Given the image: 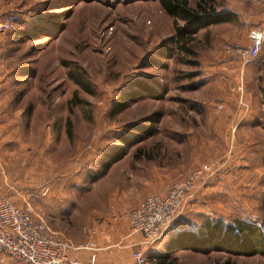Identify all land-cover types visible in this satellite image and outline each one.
<instances>
[{
    "label": "rangeland",
    "instance_id": "374dc122",
    "mask_svg": "<svg viewBox=\"0 0 264 264\" xmlns=\"http://www.w3.org/2000/svg\"><path fill=\"white\" fill-rule=\"evenodd\" d=\"M7 1L22 20L16 32L0 28V199L76 246L109 215L118 220L124 214L118 212L208 167L187 194L198 197H185L172 223L181 214L191 229L205 220L224 226L241 220L264 230V75L253 70L257 61L246 63L254 73L244 83L262 118L236 131L217 125L225 96L238 92L214 80L222 74L216 80H226L218 63L228 55L227 43L245 45L248 36L233 38V23L209 25L194 34L186 53L157 0H1L2 12ZM188 1L195 7L199 0ZM212 4L216 10L244 6L243 0ZM136 80L150 91L114 113ZM143 126L153 134L123 143L121 136L142 134ZM114 152L118 159L101 173V162ZM184 205L197 213H185ZM161 243L156 255L145 253L149 264H264V253L206 246H178L166 257ZM0 264L12 263L0 255Z\"/></svg>",
    "mask_w": 264,
    "mask_h": 264
},
{
    "label": "built area",
    "instance_id": "2783aa9c",
    "mask_svg": "<svg viewBox=\"0 0 264 264\" xmlns=\"http://www.w3.org/2000/svg\"><path fill=\"white\" fill-rule=\"evenodd\" d=\"M15 7L11 2L4 3L0 19L3 31H14L21 22L22 18L14 10ZM262 39L253 38L245 45L227 43L224 50L228 55L237 56L245 62L251 61L256 57ZM217 107L220 109L221 105ZM208 169H194L188 175L174 180L164 194L147 195L124 214L116 215L115 219L126 218L130 230L141 234L144 245L154 243L161 231L171 225L186 195ZM95 247L93 240L73 246L66 240L49 236L43 223L33 219L23 207L13 204L8 198L0 199V255L7 257L12 264H97L95 254H91L87 261L78 260L72 255L74 248L94 250ZM132 260L133 264H149L142 247L132 252Z\"/></svg>",
    "mask_w": 264,
    "mask_h": 264
},
{
    "label": "crops",
    "instance_id": "0c3cea01",
    "mask_svg": "<svg viewBox=\"0 0 264 264\" xmlns=\"http://www.w3.org/2000/svg\"><path fill=\"white\" fill-rule=\"evenodd\" d=\"M243 5L244 6L242 8H240V5L234 4L229 5L226 8L227 11L234 15L233 21L227 23H233L234 33L236 34L232 37L241 42L247 41V36L248 41H251L253 38L260 39L263 37L258 53L251 61L255 60L257 61L256 65H260L258 69L253 68V70H256L257 73L262 72L264 75V0H243ZM252 6L255 8L254 11L249 9V7ZM2 10L3 7H1L0 4V17L3 14ZM261 34L263 35L261 36ZM247 62L237 56L223 54L221 61L218 63V69L226 72L224 73L226 80L217 81L223 76V74L217 75L214 80L221 84H224V81H226L228 84V90L230 83L238 89V92L235 94L229 95L228 93V95L225 96V103L223 102L225 111L222 113V116H218L222 121L217 124L218 128L224 127L227 130L233 129L236 131L237 129H242L243 127L252 126L254 125L253 121L256 122V120H260L262 118L260 117V110H258L257 107L258 102L256 103L253 100L251 92L246 88L244 83L246 75H248L249 72H251V74L254 73V71L252 72L249 68L251 65L246 64ZM262 84L264 86V76ZM4 143L8 144L11 143V141L7 139L4 140ZM166 188L161 190L163 194L166 192ZM192 192L190 193L191 195H187L188 197L186 196V198L189 199H187L188 201L193 200L194 202L193 198H197L198 195ZM193 208H195L193 205L191 207L184 205L183 209H186L187 212L185 213L188 214L197 213L196 209ZM122 211L117 212H127L125 210V212ZM114 214H116V212H114ZM180 215H177L174 219L175 222L173 221L171 226L161 231L160 237L157 240L158 242L155 241L150 245H144L141 234L130 230L126 218L112 220L109 215V217L105 218L100 225L92 227L94 234L91 235V238L89 239L94 241L96 246L95 249L74 248L72 255L78 260L87 261L91 254H95L97 264H133L132 252L136 248L142 247L144 253H154L153 255H156L158 251L162 249L160 248L161 246L158 245L159 242H162L163 244L161 243V245H163L164 248H167L165 251L166 253L168 249H176L178 246H184L187 241L194 240V235H197L199 231L200 227L196 228L192 226L194 229H191V224L184 222V217ZM195 229L197 232H192Z\"/></svg>",
    "mask_w": 264,
    "mask_h": 264
},
{
    "label": "trees",
    "instance_id": "16d2710c",
    "mask_svg": "<svg viewBox=\"0 0 264 264\" xmlns=\"http://www.w3.org/2000/svg\"><path fill=\"white\" fill-rule=\"evenodd\" d=\"M161 9L173 19L174 22V42L181 51L191 52L190 43L194 40V34L200 29L209 25L231 22L234 15L227 9L216 10L212 4V0H199L195 7H191L188 0H157ZM180 22V23H179ZM18 31V29L13 32ZM74 82L80 88L87 90L86 84L78 76H72ZM130 90L124 91L122 98L116 104L114 113L121 111L129 103L137 101L143 93H147L149 87L141 80H136L130 86ZM67 126L70 127V119L67 118ZM138 132L133 136H121V140L127 146L132 142L143 139L145 135H152L153 131L150 127H138ZM123 151L118 152L121 154ZM116 152L108 154L101 162L102 171L104 173L110 163L118 159L119 154ZM194 240H189L183 246L194 251H205V246L217 251H224L233 254H256L264 253V230L255 224L235 220L233 223L223 225L219 220L205 222L200 226ZM202 246V247H200ZM168 249L165 256L168 257ZM222 264H232L224 261Z\"/></svg>",
    "mask_w": 264,
    "mask_h": 264
}]
</instances>
